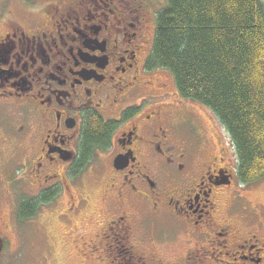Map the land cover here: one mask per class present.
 <instances>
[{"label": "flooded vegetation", "instance_id": "obj_1", "mask_svg": "<svg viewBox=\"0 0 264 264\" xmlns=\"http://www.w3.org/2000/svg\"><path fill=\"white\" fill-rule=\"evenodd\" d=\"M38 4L0 22V179L20 198L29 184L19 214L54 202L76 224L93 207L79 248L98 264H264V217L241 212L228 148L203 155L149 67L157 0ZM84 183H105L95 205Z\"/></svg>", "mask_w": 264, "mask_h": 264}, {"label": "trees", "instance_id": "obj_2", "mask_svg": "<svg viewBox=\"0 0 264 264\" xmlns=\"http://www.w3.org/2000/svg\"><path fill=\"white\" fill-rule=\"evenodd\" d=\"M150 68L209 108L231 137L242 183L264 178V0H166ZM25 203L20 216L37 207Z\"/></svg>", "mask_w": 264, "mask_h": 264}, {"label": "rangeland", "instance_id": "obj_3", "mask_svg": "<svg viewBox=\"0 0 264 264\" xmlns=\"http://www.w3.org/2000/svg\"><path fill=\"white\" fill-rule=\"evenodd\" d=\"M165 3L166 0H157L160 10ZM19 7L25 12L30 9H40L38 0H0V22L12 19L13 13H19ZM25 12L21 13L25 14ZM158 73V76L163 77V83L170 86L171 92L175 94L177 91L172 75L167 71L163 74ZM155 75L153 74V77H156ZM176 99L180 98L175 96L169 101L185 110L183 116L190 118L194 116V125L191 123V128L198 126L200 133L206 135L205 138L208 139L201 141L200 138L197 141L198 148L200 147L204 152L203 155L214 153L217 149V142L223 141L228 148L234 167L237 168L238 159L231 137L214 113L197 102L183 99V102L179 103ZM5 174V179L11 182L18 176V171L14 165H9ZM17 185L22 189L21 198L29 199L31 193L29 184L18 183ZM84 185L95 205L102 199L105 183H84ZM16 189V183H4V180L0 179V237L5 242L4 250L0 255V264H98L93 259L84 258L83 251L79 248L82 235L89 238V233L92 231L91 226L83 229L85 226L83 224L90 225L92 219L96 217L91 215L95 210L93 207L87 211L88 217L85 220L78 214L74 220L76 224L70 223L69 214L63 210L65 206H59L54 202L40 205L43 208H39L32 219L24 220L18 212L21 198L17 195L18 190ZM241 191L245 207H247L245 212L243 210L241 212L251 213L253 210L260 212L264 217V178L245 185ZM228 204L229 202L226 203L225 208Z\"/></svg>", "mask_w": 264, "mask_h": 264}, {"label": "water", "instance_id": "obj_4", "mask_svg": "<svg viewBox=\"0 0 264 264\" xmlns=\"http://www.w3.org/2000/svg\"><path fill=\"white\" fill-rule=\"evenodd\" d=\"M4 240L0 237V255H1V253L3 252V250H4Z\"/></svg>", "mask_w": 264, "mask_h": 264}]
</instances>
